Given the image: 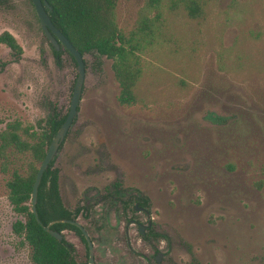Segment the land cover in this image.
Listing matches in <instances>:
<instances>
[{
    "label": "rangeland",
    "instance_id": "374dc122",
    "mask_svg": "<svg viewBox=\"0 0 264 264\" xmlns=\"http://www.w3.org/2000/svg\"><path fill=\"white\" fill-rule=\"evenodd\" d=\"M145 3L117 0L123 33ZM161 21L164 39L141 56L133 104L118 101L112 60L83 56L78 113L53 161L62 202L74 211L114 182L130 207L146 200L160 235L151 245L127 222L147 225L142 212L117 206L105 228L98 213L94 225L80 219L94 226V264H156L153 249L160 264H264V0H205L197 19L164 6ZM3 32L22 54L0 43V132L17 121L40 133L53 109L68 113L76 65L65 52L56 59L30 0L2 1ZM17 158L6 172L0 159V264H33L7 200L12 171L26 170ZM64 236L83 259L80 238Z\"/></svg>",
    "mask_w": 264,
    "mask_h": 264
},
{
    "label": "trees",
    "instance_id": "16d2710c",
    "mask_svg": "<svg viewBox=\"0 0 264 264\" xmlns=\"http://www.w3.org/2000/svg\"><path fill=\"white\" fill-rule=\"evenodd\" d=\"M2 1L0 0V4ZM42 1L48 3L49 9L46 12L52 24L82 56L88 54L113 61L112 69L120 87L118 101L122 105H130L135 101V89L144 72L141 56L164 39L161 21L164 6L170 11L182 9L189 18L197 19L202 16L205 5V0H146L135 29L125 34L115 21L117 0ZM0 43L19 59L22 48L13 35L1 33ZM49 45L58 59L60 53L50 43ZM63 120L64 118L58 119L53 110L45 121L46 128L40 133L29 131L17 121L7 123L0 132L1 170L6 172L17 157L26 166L23 173L17 169L12 171L6 187L9 205L23 219L13 222L12 232L22 245L30 249L33 264H88L87 261L76 259L72 244L65 239L59 241L44 230L49 224L53 231L73 230L84 241L75 226L60 222L74 219L76 214L63 206L59 195L58 173L52 169L53 162L44 172L38 188V220L31 211V191L38 169L33 166V162H42L46 149Z\"/></svg>",
    "mask_w": 264,
    "mask_h": 264
},
{
    "label": "flooded vegetation",
    "instance_id": "af4514ba",
    "mask_svg": "<svg viewBox=\"0 0 264 264\" xmlns=\"http://www.w3.org/2000/svg\"><path fill=\"white\" fill-rule=\"evenodd\" d=\"M44 35V34H43ZM46 38V37H45ZM47 39V38H46ZM49 42V41H48ZM58 52L61 54V52H65V53H67V54H69L61 45H60V47H59V50H58ZM70 55V54H69ZM59 57H60V55H59ZM70 57H72L71 55H70ZM59 59V58H58ZM74 60V59H73ZM74 63H75V61H74ZM85 64V63H84ZM75 65H76V63H75ZM77 78V77H76ZM85 78V77H84ZM76 81V80H75ZM83 89V88H82ZM73 92V91H72ZM72 96V95H71ZM70 102H71V100H70ZM80 102V101H79ZM69 107H70V105H69ZM54 110V109H53ZM52 110V111H53ZM51 111V112H52ZM55 111V110H54ZM68 112H69V109H68ZM56 113V112H55ZM77 113H78V107H77ZM77 113H76V115H77ZM57 114V113H56ZM67 115H68V113L64 116V117H60V115L59 114H57V116H58V119H62V118H64V120L66 119V117H67ZM76 115L73 117V119H72V122H71V125H70V127L72 126V123H73V121H74V119H75V117H76ZM64 120H63V122H64ZM63 122L61 123V125L63 124ZM46 126V125H45ZM61 127V126H60ZM59 127V128H60ZM70 129V128H69ZM69 129H68V131H69ZM58 131V130H57ZM68 131H67V133H68ZM67 133H66V135H67ZM56 134V133H55ZM55 136V135H54ZM53 136V137H54ZM66 137V136H65ZM65 137H64V140H65ZM53 139V138H52ZM63 140V141H64ZM52 141V140H51ZM63 141L60 143V145H59V148H58V150L60 149V147L63 145ZM51 143V142H50ZM50 143H49V145H50ZM49 145H48V147H49ZM48 147H47V149H48ZM47 149H46V152H47ZM58 153V152H57ZM46 154V153H45ZM56 156V155H55ZM45 157V156H44ZM55 158V157H54ZM44 159V158H43ZM54 161V159L51 161V162H53ZM41 164V163H40ZM49 167V166H48ZM39 168V167H38ZM52 169H55V170H57V173H58V184H59V170L57 169V168H55V167H53V165H52ZM38 170V169H37ZM47 170V169H46ZM59 195H60V188H59ZM60 198H61V195H60ZM130 198V197H129ZM131 199V198H130ZM130 199H125L124 197H123V195L121 194V186H120V184L119 183H117V182H114V183H112L109 187H105V189L103 190V192L102 193H99V194H97V196H96V198H94V201H92L91 203H89V202H85L84 203V205H82L81 207H78V208H76L74 211H71L70 209H68V208H66L65 206H64V204H63V206L66 208V209H68L72 214H76V216H75V218L74 219H65V220H71V221H75V222H77L80 226H81V228L87 233V235H88V238H89V240L91 241V243H92V248H93V264H94V244H93V242H94V239H95V234H94V232H93V225H94V223H96V220L95 219H92V218H97L98 217V215L96 214V213H98L99 214V216H100V218L98 219V221H99V223H98V226H102L103 228H105L106 226L107 227H110V212L114 209V208H116L117 206L120 208V210H125V212H127V213H129V212H131V213H135V212H142V213H144L146 216H147V218H148V222H147V225H141L138 221H136V220H134L132 217H129V219L127 220V222L128 223H131V224H133L134 222H136L137 223V225H138V233H139V236H140V238L141 239H143L144 241H145V243H147L148 245H151V243L153 242V241H157L158 240V237H160V235L158 234V233H156V232H154L153 231V226H152V222H151V218H150V213H149V211L147 210V203H143V199L141 198V197H137L136 198V202H135V204L132 206V207H130L129 206V204H130ZM61 201H62V199H61ZM63 203V202H62ZM103 203H104V205H107V209H106V212H102L101 213V209H97L96 208V206H99V205H102V206H104L103 205ZM77 210H78V212H77ZM80 219H82V220H91L92 221V228L90 227V226H88V225H85V224H83V223H81V220ZM65 220H60V222H62V221H65ZM62 223H67V222H62ZM67 224H69V223H67ZM135 224V223H134ZM70 225H72V224H70ZM106 225V226H105ZM73 226H75V225H73ZM79 231H80V233H81V235H82V237H83V239H84V241L82 240V238L75 232V231H73V230H69V229H65V230H63V231H61V232H59V233H61L62 234V237H63V239H65L66 240V238H65V236H64V232L65 231H70V232H73L74 234H76L79 238H80V240H81V242L84 244V248H85V257L83 258V259H79L78 258V255H77V251L75 250V254H76V259L78 260V261H87L88 262V264H89V248H88V245H87V241H86V239H85V237H84V234H83V232L81 231V229L79 228V227H77V226H75ZM67 241V240H66ZM68 242V241H67ZM70 243V242H69ZM70 244H72V243H70ZM152 254H153V258H154V261H155V263L156 264H160V262H161V260H162V257H163V255L161 254V252L160 251H157L156 249H153V252H152Z\"/></svg>",
    "mask_w": 264,
    "mask_h": 264
},
{
    "label": "water",
    "instance_id": "95a60500",
    "mask_svg": "<svg viewBox=\"0 0 264 264\" xmlns=\"http://www.w3.org/2000/svg\"><path fill=\"white\" fill-rule=\"evenodd\" d=\"M31 3L34 7L37 19L39 21L41 30L44 34V36L47 38L49 43L55 48L56 51L59 50L60 45L72 56L76 63V69H77V78L73 87V92L71 96V102L69 107V112L64 120L61 127L56 132L55 136L53 137L47 152L45 154L44 159L42 160L36 176L35 180L32 186L31 191V211L34 214L35 218H37V212H36V202H37V195H38V188L42 180V176L46 169L48 168L51 161L54 159L55 155L58 152V148L60 143L64 140V137L66 136V133L68 129L70 128L71 122L73 117L77 113V107L79 105L83 83H84V77H85V64L83 60V56L81 53L71 44V42L52 24L46 9H49L48 3L46 1L42 0H31ZM62 222H67L69 224L75 225L81 229V231L84 234V237L87 241V245L89 248V264H93V248L92 243L88 238L87 233L81 228V226L71 220H65ZM50 224L44 227V230L53 236L55 239L61 241L63 239L62 234L53 231L50 229Z\"/></svg>",
    "mask_w": 264,
    "mask_h": 264
}]
</instances>
